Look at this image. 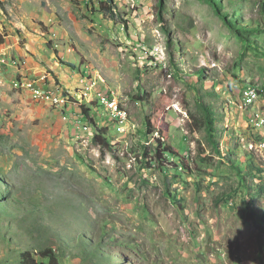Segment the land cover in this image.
Segmentation results:
<instances>
[{
	"label": "rangeland",
	"instance_id": "obj_1",
	"mask_svg": "<svg viewBox=\"0 0 264 264\" xmlns=\"http://www.w3.org/2000/svg\"><path fill=\"white\" fill-rule=\"evenodd\" d=\"M219 1L233 24L260 17L261 0ZM247 39L204 0H0V264L48 248L59 264H264V55L247 49L264 33ZM39 75L64 102L27 89ZM89 81L126 121L68 97Z\"/></svg>",
	"mask_w": 264,
	"mask_h": 264
},
{
	"label": "trees",
	"instance_id": "obj_2",
	"mask_svg": "<svg viewBox=\"0 0 264 264\" xmlns=\"http://www.w3.org/2000/svg\"><path fill=\"white\" fill-rule=\"evenodd\" d=\"M111 3L114 2V0H109ZM209 6H211L217 16L220 17V19L234 32L235 35L241 37L244 39V37H246V40L248 43H250V41L247 39L249 36L251 35H258V34H262L264 33V0L260 1V17L258 18H246L245 22H243V25H238V24H233L231 21V17L229 12L226 10V6L225 4H223L222 2H220L219 0H204ZM241 2H248V3H252L255 0H239ZM237 16H235V19ZM234 19V20H235ZM246 30V31H243ZM243 32L246 33L247 35H243ZM247 49L249 50H254L257 53H261L262 55H264V51L257 49L256 47H254L253 45H248ZM65 66H68L69 68H76L75 65L73 64H67V63H63ZM198 76H200V79L203 78V80L208 81V78L206 77V72L205 70H200L199 73L197 74ZM260 93V91H259ZM147 101V100H146ZM200 111L203 114V118H204V127L206 129V133L208 136V141L211 142L213 149L221 155V152L219 150V143L217 142V133H218V128L217 127V122L218 120L215 117L213 108L211 107V105H209L208 103L204 102V100L201 99L200 101ZM88 112L90 111V109H87ZM87 110H85V114L88 115ZM199 121V120H197ZM150 134V133H149ZM152 135L154 133H151ZM106 137L107 136V131H101V133H99L95 139L94 142L96 144H101L106 148H109V143L107 141L106 138H101V136ZM160 144H162L160 142ZM162 146V145H161ZM165 148L163 150V152L165 153L164 156H166V158H171L172 156H178L177 153H175L173 150L169 149L168 147H166V145H164ZM159 153L160 154H164L161 153V150L159 149ZM160 161V160H159ZM253 170L257 173H261L259 168L256 167H252ZM253 175V173H251ZM246 188L250 189V187L246 186ZM253 191V189H250ZM260 192H262L263 194L255 192L256 196H264V188L260 187L259 188ZM53 248H48L43 250L39 255H31V254H26L23 255L22 258L24 259L25 263L24 264H59V257L58 256H54L53 254ZM41 261H44L43 263Z\"/></svg>",
	"mask_w": 264,
	"mask_h": 264
},
{
	"label": "built area",
	"instance_id": "obj_3",
	"mask_svg": "<svg viewBox=\"0 0 264 264\" xmlns=\"http://www.w3.org/2000/svg\"><path fill=\"white\" fill-rule=\"evenodd\" d=\"M2 63H5V61H3ZM27 89L41 90L40 99H43V102H45V97H47L48 93H57V96L64 95L63 88L57 86L56 84L50 85L49 80H42V75L35 77V83L32 86H29V88ZM22 90L25 91L26 89ZM81 93H88V98L89 93H97V96H102V107L106 110V112H109V110L114 107V93L97 82H87L86 84H84V87L81 88L78 92H71V96L68 97L74 99L76 104L82 105ZM242 97L245 100H253V93L246 92V90H244L242 93ZM119 118L121 117L115 118L114 121H118ZM64 119L67 120V117H64Z\"/></svg>",
	"mask_w": 264,
	"mask_h": 264
},
{
	"label": "bare ground",
	"instance_id": "obj_4",
	"mask_svg": "<svg viewBox=\"0 0 264 264\" xmlns=\"http://www.w3.org/2000/svg\"><path fill=\"white\" fill-rule=\"evenodd\" d=\"M94 82V81H93ZM27 86H28V88H29V86H32V83L31 82H28L27 83ZM246 92H250V93H253V100H245L243 97H242V99H243V106H251L254 102H256V100L258 99V92H257V90L256 89H254V88H251V87H249V88H247L246 89ZM41 97V96H40ZM42 101H43V99H41ZM45 101L46 102H51V103H53V105L54 104H59V103H62V102H64V100H62V99H59L58 97H51V98H48V97H45ZM119 101V100H118ZM120 103H118L117 102V100L116 99H114V107H112L110 110L113 112V114L115 115V116H113L112 115V117H114V118H117V117H121V118H119V120L120 121H126V119L127 118H125L124 120H122V117H125L126 116V114L124 113V111H122L121 109H120ZM127 112V111H126ZM109 113V112H108ZM111 113H109V115H110ZM118 122V121H117ZM122 124V123H121ZM87 128V127H86ZM88 129V128H87Z\"/></svg>",
	"mask_w": 264,
	"mask_h": 264
},
{
	"label": "clouds",
	"instance_id": "obj_5",
	"mask_svg": "<svg viewBox=\"0 0 264 264\" xmlns=\"http://www.w3.org/2000/svg\"><path fill=\"white\" fill-rule=\"evenodd\" d=\"M255 88V87H254ZM246 89V88H245ZM244 89V90H245ZM257 89V88H256ZM258 90V89H257ZM258 93H259V90H258ZM259 95H260V93H259ZM260 97H261V95H260ZM93 111H94V109H93ZM263 121H264V119H262L261 120V122H262V124H263ZM257 124H259V123H257ZM257 124H255V125H253V126H257ZM89 129V128H88ZM263 146V145H262ZM83 242V241H82ZM82 244H84V242L82 243ZM97 245H100V243H97ZM85 254H89V253H91L90 255H97L96 253H93L91 250H89V249H87L85 252H84ZM98 256V255H97ZM228 260V259H227ZM228 264H233L231 261L228 263Z\"/></svg>",
	"mask_w": 264,
	"mask_h": 264
},
{
	"label": "crops",
	"instance_id": "obj_6",
	"mask_svg": "<svg viewBox=\"0 0 264 264\" xmlns=\"http://www.w3.org/2000/svg\"><path fill=\"white\" fill-rule=\"evenodd\" d=\"M24 14H25V12H23ZM48 18H50V17H48ZM36 77V76H35ZM32 78H34V77H31L30 79H32ZM58 86V85H57ZM60 87V86H59ZM62 88V87H61Z\"/></svg>",
	"mask_w": 264,
	"mask_h": 264
}]
</instances>
